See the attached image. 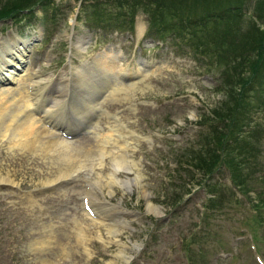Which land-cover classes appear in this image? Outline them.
Here are the masks:
<instances>
[{
    "label": "rangeland",
    "instance_id": "obj_1",
    "mask_svg": "<svg viewBox=\"0 0 264 264\" xmlns=\"http://www.w3.org/2000/svg\"><path fill=\"white\" fill-rule=\"evenodd\" d=\"M256 3L246 4L251 19ZM83 4L45 1L0 23V43L11 35L19 44L26 41L19 45L21 51L26 47L23 59L16 58L20 68L9 69L16 78L30 72L48 78L47 94L53 93V98L71 74L74 80L76 69L94 66L101 56L112 57L111 62L130 72L140 67L137 78L122 81L124 92L115 88L104 102L106 111L69 98L62 109L66 108L62 119H74L78 127L89 125L90 115L101 113L90 133L81 130V136L71 141L80 149L99 148L102 138L94 133L116 124L120 129L110 147L104 141L105 151L123 153L128 166L133 160L140 170L117 172L116 178L129 183L112 185L107 179L109 152H95L98 161L93 156L69 177L58 179L67 166L54 155L49 160L50 156L11 149L0 137V178H7L0 185V264H264V74L262 86L254 84L256 89L243 105L249 126L238 127V142L226 154L221 152L227 161L209 179L186 164L183 154L206 144L212 124L227 112L223 102L241 88L239 77L230 78L229 66L190 49L184 40L192 41L196 28L179 22L151 28L143 12L131 20L115 11L99 15L92 7L83 11ZM105 8L117 9L115 4ZM119 52L124 58L117 56ZM3 72L1 79H9ZM227 80L234 88L224 90ZM46 84L47 80L42 82L43 87ZM98 94L85 98L93 101ZM90 193L99 202L106 199L119 206V216L100 217L94 207L98 216L90 214L84 204Z\"/></svg>",
    "mask_w": 264,
    "mask_h": 264
},
{
    "label": "trees",
    "instance_id": "obj_2",
    "mask_svg": "<svg viewBox=\"0 0 264 264\" xmlns=\"http://www.w3.org/2000/svg\"><path fill=\"white\" fill-rule=\"evenodd\" d=\"M45 1L48 0H0V21L17 18L22 12L32 10ZM82 1L83 11L84 8L92 7L94 14L97 15L106 11H115L116 15L131 16L133 20L135 15L143 12L147 15L151 28H160L172 22L184 23L185 26L196 28L197 31L190 34L193 36L190 38L193 44L192 41L184 40L186 44H190V49L195 54L215 59L220 65L229 66L233 71V75L229 74L230 78L239 77L236 82L241 83V88L230 90V100L223 102L227 112L212 124L210 137L208 135L205 137L206 144L190 150L189 154H183L187 159L185 163L198 168L205 176H210L218 170L221 163L227 161L223 159L221 152L226 154L228 149L232 150L233 145L238 142V136L235 135L238 127L241 129L243 125L250 124L251 120L248 121L249 116L244 112L245 99L252 90L256 89L254 84L258 87L263 84L260 76L264 74V0H257L256 12L253 13L252 19L246 13V4L248 5L249 0ZM107 4H115L117 9L105 8ZM232 85V82L227 80L223 88L229 90L234 88ZM257 91L260 95L261 89ZM213 112L218 114L217 110ZM253 133L256 136L257 131L254 130ZM234 173L239 177L236 172ZM262 193L260 191L258 195Z\"/></svg>",
    "mask_w": 264,
    "mask_h": 264
},
{
    "label": "bare ground",
    "instance_id": "obj_3",
    "mask_svg": "<svg viewBox=\"0 0 264 264\" xmlns=\"http://www.w3.org/2000/svg\"><path fill=\"white\" fill-rule=\"evenodd\" d=\"M25 42L26 41H23V44ZM23 44H19L18 39H16L13 35L8 36L7 38L4 37V39L0 43V73L3 72L4 70L2 75L4 76L5 73L6 74L8 73L9 75L8 77L9 79L5 80L6 78L1 79V74H0V79H1L0 85H2L0 87V137L2 139L5 138L7 140V142L10 144L11 149L18 148L23 151L28 150L32 152V155L34 152L37 154H41L45 158L47 156H50L49 160L52 159V156L54 155L55 156L54 159L59 160V162H61L62 165L67 166V169L70 171V173H68L69 171L65 169V172L61 176H58V179L69 177L71 173L78 171L79 167L82 165V161L86 162L90 160L95 155V152L101 155H104L105 153L109 152L108 154H106V157L108 156L107 159L109 161V167L111 168L110 170L111 173H108L107 174L108 176L106 175L107 179L109 178L112 180L111 182L113 183L112 185H122L123 186L125 185L123 183L125 182L129 183L128 179H126L127 181H123V179L116 178L115 175H117V172L124 171L125 168L130 169L131 171L135 169L138 170L139 168H138V164H136L137 162L131 160L130 162L131 166H128L129 164L128 160L125 158L123 153L119 152V154H116V152H113L112 150L105 151V149L107 148L106 146L108 144H111L110 141L114 139V135H116V132L120 129L119 127H116V124L115 125L113 124L112 126L108 125L107 131L104 133H99L97 131L94 133L95 135L102 138V140H100L101 143H99L100 147L99 148L97 147L98 149L97 148L91 149V150L80 149L71 142L72 140H68L69 138H64L65 136L64 137L57 136L55 135V133L59 129H62V130L66 129L67 132L69 131L72 134L76 133L78 130L76 123L73 122L74 119L70 120V118H67V117H65V119H62V113H65L64 111H62V109H63L64 104L68 102V95H71L70 98L73 100L72 103H77V99H80L82 103H86V104L88 103L89 106L91 105V108L93 107L94 109L96 110L99 109L100 111H101V108H103V110L106 111L103 104L104 102H108V100L111 99V95L114 93L115 88H120L122 92H124V89L126 88V86H124V83L120 80L121 76L123 77V76L128 75L130 76V78H132V76H139V74H141L140 67H138V70L134 72L132 71L130 72V69L123 68L120 64H117L116 61L111 62L112 61L111 59H113L112 57L110 59V57L101 56L99 57L100 59L97 60L96 64L94 61L93 63L94 66L85 65L83 67H80L79 69H76V77L74 78V80H73V74H71V76L67 79V83L64 84L63 88L57 89L58 95H56L53 98L52 96L53 94L51 92L49 95L47 94V89L49 87V84H46L44 87L42 86L43 81L47 80L49 82L48 78H43L38 74L37 76H35L36 74L32 75L33 73L31 72L27 73L25 78L22 76L24 74H22L19 78H16L13 75V71L9 69L11 68V69L17 70L18 68H20L18 66L20 65L19 64L20 62L17 59L18 57L23 59L24 54L26 53V47L22 48V51L19 48L20 47L19 45L23 46ZM93 67L95 68L94 70H92ZM7 68L9 69V72L5 71L7 70ZM134 84L135 83L132 82L131 86H133ZM80 90L82 91V93H79ZM90 93H99L100 96L97 99L92 101L91 99L85 98L88 95H90ZM36 115H40V117L37 119ZM90 116H92V118L89 117L88 119L89 125L79 126L82 128V130H88L90 132V130H92L96 126L95 125L96 123H92L93 120L95 118L99 119L101 116V113H97L95 117H93L94 114ZM116 120L117 119H115V121ZM47 125L49 127H47ZM106 139H108V141H106ZM104 141L106 142L107 145L104 143ZM121 145L122 144H120V146ZM108 146L110 147V145ZM118 147H119V144H118ZM123 148L125 149V147ZM84 164L85 163H83V165ZM95 164H97L96 161H95ZM101 165L102 163L100 162L99 166ZM91 169L92 167L89 168V170ZM100 173H97V174L99 175ZM102 173H103V170H102ZM136 175H137V178L141 177L139 173H137ZM91 176L92 174L90 175V178ZM5 180H7V178H0V185L5 184V182H3ZM53 180H56V179H52L50 181H53ZM31 197L28 198V200H30ZM88 198L89 199L86 200V203H89L92 207L95 208V210L99 209L98 213L100 217L101 215L104 214L106 218L107 213H110L111 219L112 217L117 218V216H119L118 215L119 206L117 207V206L111 205L109 202L106 201V199H104L103 203L99 202L97 200V196H93V194H91L90 197L88 195ZM31 202H35V201L32 200ZM109 205H110V209L106 211ZM150 207L152 208V205H150ZM153 207H154L153 209L154 212L158 213L159 208L156 207L155 205ZM109 232H113V231H109ZM42 243H43V240L41 241V244Z\"/></svg>",
    "mask_w": 264,
    "mask_h": 264
}]
</instances>
